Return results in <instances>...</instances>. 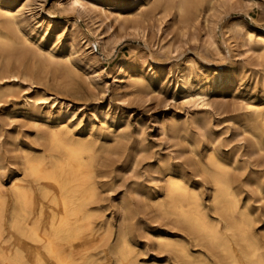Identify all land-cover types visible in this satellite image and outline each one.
<instances>
[{
	"label": "bare ground",
	"instance_id": "1",
	"mask_svg": "<svg viewBox=\"0 0 264 264\" xmlns=\"http://www.w3.org/2000/svg\"><path fill=\"white\" fill-rule=\"evenodd\" d=\"M210 1L135 0L128 9L129 16L135 17L132 24L158 8L175 9L180 19L188 20L195 19L199 7ZM109 2L68 0L67 6L85 15L91 11L90 3L98 7L109 6ZM20 13L13 5L0 7V103L14 95L15 82L20 81L18 75L11 74V56L14 51L23 53L31 46V36H35L23 24ZM41 14L45 21L49 19L48 14ZM102 14L109 19L105 10ZM112 28L108 26L107 32ZM106 43L98 34L95 42L86 41L85 45H99L104 50ZM244 44L264 48V31L245 27ZM48 58L56 59L53 53ZM21 67L26 77L28 69ZM133 68L125 57L117 65L129 83L145 86L146 80L132 74ZM228 69L226 74L217 73L215 84L218 79L226 87L235 83V69ZM192 79L199 81L195 87ZM208 82L211 79L201 74L188 73L182 78L183 89L192 92L196 88L195 94L188 97L201 107L208 106ZM39 103L50 111L54 109L59 123L47 135L41 128H34L35 144L43 150L40 153L24 147L18 138H11L10 153L14 155L12 159L20 160L17 165L21 176L12 171L9 187L0 182V264H264V169L258 164L250 170L247 165L253 157L264 156V109L253 105L233 118L241 136H246L247 146L229 150L231 142L225 140L224 145L223 134L216 135L211 119L192 118L202 136H209L204 147L201 135L187 120H170L175 146L195 159L196 176L174 164L171 157L160 155L146 172L147 181L133 184L116 201L115 225H99L96 219L102 206L95 208L102 201L98 179L103 175L99 171H103L101 160L105 154L113 153L108 147V138L113 135L96 132L92 126L87 138L75 136L69 121L76 118L79 109L74 110L65 100L51 101L38 92L24 97L21 108L31 111ZM48 113L51 118L52 113ZM167 131L161 127V132ZM7 168L0 157V172ZM196 177L199 182L194 180ZM242 187L252 192L246 193ZM150 215L173 233L151 226L147 222ZM142 237L154 242L156 250L165 255L163 261L154 256L149 262L147 245L140 247Z\"/></svg>",
	"mask_w": 264,
	"mask_h": 264
},
{
	"label": "rangeland",
	"instance_id": "2",
	"mask_svg": "<svg viewBox=\"0 0 264 264\" xmlns=\"http://www.w3.org/2000/svg\"><path fill=\"white\" fill-rule=\"evenodd\" d=\"M67 1L0 0V7L13 5L21 10L20 19L35 34L30 38V47L23 53L14 51L11 56V74L18 75L20 81L15 82L14 95L0 103V157L9 167L0 172V182L6 187L10 186L12 171L21 176L17 165L20 160L12 159L14 155L10 153L11 138H18L24 147L40 153L42 146H37L33 138L35 127L47 135L59 123L56 111L43 103L31 111L21 108L24 97L34 96L35 92L51 101L65 100L74 110L79 109L76 118L69 121L75 136L87 138L92 126L96 132L113 135L108 138L113 153L105 154L101 160L105 167L99 171L103 175L98 179L102 201L95 206H102L96 219L99 225H115L116 201L133 184L147 181L146 172L160 155L171 157L174 164L196 176L195 159L175 146L170 120H187L201 135L203 147L209 136H202L192 118L211 119L216 135L223 134L224 145L225 140L231 142L227 150L247 144L246 136H241L232 120L253 105L264 109V48L244 44L245 27L264 31V0H212L199 7L195 19L188 20L180 19L175 9L158 8L136 24L131 23L135 17L129 16L135 0H111L109 6L98 7L90 3L91 11L85 15L69 8ZM42 12L49 15L47 21ZM108 26L113 27L110 33ZM98 34L107 42L105 49L99 45L86 47L85 42H95ZM50 53L56 59L49 60ZM123 57L133 63L132 74L144 77L145 86L129 83L118 71ZM21 65L28 69L23 70L28 72L26 77ZM219 65L224 68L219 70ZM225 66L235 69V83L227 87L221 85L220 79L216 84L213 81L217 73L228 72ZM188 73L211 79L206 86L208 106L201 107L188 97L195 94L196 88L192 92L183 89L182 78ZM191 81L194 87L199 82ZM162 126L168 129L166 133L161 132ZM250 162V170L258 164L264 169V156H255ZM194 180L200 181L197 177ZM244 190L252 192L251 188ZM150 216L147 222L151 226L173 233L165 223H157ZM145 245L149 262L154 256L164 260L165 255L156 250L154 242L142 237L140 247L144 249Z\"/></svg>",
	"mask_w": 264,
	"mask_h": 264
}]
</instances>
